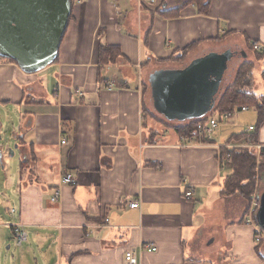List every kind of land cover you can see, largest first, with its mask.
Instances as JSON below:
<instances>
[{"label":"crops","instance_id":"obj_1","mask_svg":"<svg viewBox=\"0 0 264 264\" xmlns=\"http://www.w3.org/2000/svg\"><path fill=\"white\" fill-rule=\"evenodd\" d=\"M164 1L75 0L52 65L28 73L0 56V135L7 125L12 136L0 145L10 157L2 169L16 163L15 149L21 157L18 177L0 189V264H125L126 251L141 247L156 250L138 252L140 264H263L247 202L222 194L230 164L213 143L227 140H182L154 117L144 126L149 75L179 65L172 57L193 42L187 63L212 51L250 54L261 76L253 91L264 100V58L250 49L264 51V0H210L206 13L174 5L166 16ZM10 107L23 117L18 128ZM251 110L248 127L264 147V122ZM67 172L76 185L62 183ZM3 188L18 195L8 217ZM13 224L28 233L21 247Z\"/></svg>","mask_w":264,"mask_h":264},{"label":"water","instance_id":"obj_2","mask_svg":"<svg viewBox=\"0 0 264 264\" xmlns=\"http://www.w3.org/2000/svg\"><path fill=\"white\" fill-rule=\"evenodd\" d=\"M72 7V0H0V56L15 60L28 73L52 65ZM240 52L247 57L246 51ZM238 53L232 49L212 51L183 67L153 71L148 81L155 111L175 123L198 120L212 113L229 63ZM259 198L255 218L264 229V192Z\"/></svg>","mask_w":264,"mask_h":264},{"label":"trees","instance_id":"obj_3","mask_svg":"<svg viewBox=\"0 0 264 264\" xmlns=\"http://www.w3.org/2000/svg\"><path fill=\"white\" fill-rule=\"evenodd\" d=\"M175 1L180 2L178 5L174 6L177 9L182 8L187 4L194 3L198 6L200 13H206L210 5V0ZM74 2L75 0H72V6ZM162 6V10L159 11L165 16L171 14L174 9H176L173 8V6L168 5L167 0L164 1ZM196 44L197 42L189 44L179 53H176L172 57V59L178 62L179 64H184L186 61L187 54L196 46ZM114 47H106L105 49L111 50ZM250 49L251 51L256 53V57L258 59L264 58V51L255 50L253 45L250 47ZM3 58L16 62L15 60L10 58ZM254 69V62L245 61L242 63V65L237 71L234 82L225 88L224 94L216 105L215 113L217 116L221 117L223 113L233 110L235 106H249L250 108H256L257 110V125L260 126V124L264 122V100L263 98L258 97L253 91L255 85ZM148 86L150 88V85L147 84L145 87ZM197 122V120H193L184 123H176L173 125V127L180 136H185L187 138L198 137L196 130ZM257 136V131L251 133L241 131L231 134L227 142L241 141L246 137H250L253 142L257 143ZM226 151L227 149L221 151L222 158L225 156V153H227ZM228 154L230 156V161L228 162L230 164V174L226 178L222 194L228 197L240 195L248 203L254 193L257 191V184L260 180V171L264 170V147H262L260 152L254 151L249 148H234L228 150ZM25 163V160H22L21 166L24 167ZM261 244L263 243H259L258 246Z\"/></svg>","mask_w":264,"mask_h":264},{"label":"built area","instance_id":"obj_4","mask_svg":"<svg viewBox=\"0 0 264 264\" xmlns=\"http://www.w3.org/2000/svg\"><path fill=\"white\" fill-rule=\"evenodd\" d=\"M79 3L85 1V0H76ZM150 3H155L156 0H148ZM254 49L257 51H263V47L259 43H255L253 45ZM250 109L249 106H235L233 110L223 113L221 117L217 116L215 113V110L206 115L205 117L198 119L197 125H196V130L198 137H201L202 142L211 144L210 142L214 141L216 135L221 131V128L225 125H229L232 121L237 118V115L241 112H246ZM255 126L250 125L248 127V132L254 131ZM182 140H188L187 137L181 136ZM66 139L62 140V143H66ZM218 147L220 151L224 149H227V153H225V159L227 161H230V156L228 154V150L234 149V148H249L254 151L260 152L262 149L263 145L255 143L251 140L250 137H246L245 139H242L241 141H232L224 144H217L213 143ZM62 183L65 184H71V185H76V179L75 177L70 174V173H65L64 176L62 177ZM189 188V189H188ZM185 193L186 198L190 199L192 198L193 195V187L189 186ZM60 197V190L59 189H54L53 190V195L51 197L52 201H57ZM253 201H252V206L250 208V213L248 214L247 217V223L254 225L255 227V242L257 244L264 242V229L262 226H260L257 221H256V213L260 207V195H255L253 196ZM130 207L132 208H139V201L135 200L130 203ZM14 210H12L13 212ZM109 220L106 219V222ZM12 230L14 234V240H15V245L17 247H21L26 241L28 237V233L25 229V227L22 224H13L12 225ZM144 249H147L148 251H155L156 247H141L138 252H143ZM136 251V249H130L126 251L125 253V264H140L139 260V253ZM264 264V262H263Z\"/></svg>","mask_w":264,"mask_h":264},{"label":"rangeland","instance_id":"obj_5","mask_svg":"<svg viewBox=\"0 0 264 264\" xmlns=\"http://www.w3.org/2000/svg\"><path fill=\"white\" fill-rule=\"evenodd\" d=\"M168 2H169V5H172V6L178 5L180 3L179 1L176 2L175 0H170ZM235 50H237V49L235 48ZM252 59L253 58H252V56L250 54L246 58L242 57V56H235L232 59V61L229 63L228 70L226 71L225 78H224V81L222 83V89H221V92L219 94L217 103L219 102L220 98L224 94L225 88L228 85H231L234 82L236 74H237V71H238L239 67L242 65V63L245 62V61H252ZM186 63L187 62L185 61L184 64H186ZM184 64H179V65H177L175 67H182ZM254 75H255V81L261 82V76H260L259 69H257V68L254 69ZM11 107L9 109H6V112L8 113L7 116H11V119L14 120L15 125L18 128L21 120H23V117L22 118L19 117L17 115V112H15V110H12L14 108L12 107V109H11ZM147 108H148V114L149 115L146 114V121H145V126H144L145 130L147 128H149L147 124L152 122V120H153L152 117L156 118L155 120H161V121L165 122L166 125H170V127L173 126V124H176L175 122H170L169 123V121H167L163 116L159 115L155 111V109L153 107V104H152L151 93L149 94V102H148ZM255 121H256V116H255V111L254 110H251V111H248V112H241V113H239V116H238V122L239 123H237V126L223 128L221 130V134L220 135L217 134L216 138L218 139V137H219L221 140H223V138H225L224 140L226 141L231 136V134L236 132V130L242 129L244 131L245 128L248 127L249 124H251L252 122H255ZM254 124H256V123H254ZM6 127H7V125H5L4 129L2 130L0 145L5 144V146L8 147V144L10 143V139H12V136H10L11 135V131L6 129ZM233 130H235V132ZM14 146L16 147V145H14ZM14 146H12L11 149H13ZM223 150H224V148H223ZM15 151H16V155L13 156L12 159L15 160L16 163L8 164V167H7L6 170L2 169L3 168V164L2 163H3L5 158H10V157L7 154H4V155H3V153L0 154V180H1L0 189L7 182V179L9 180V178H10L12 180L13 178H17L18 177L17 169H18L19 160H20L21 157H20V154H19L20 153L19 150L15 149ZM220 156H221V154H220ZM221 159H225V157H223V158L221 157ZM226 162H227V160H226ZM3 191H5L7 195H6V197L4 196V198H6V199H5V203H3V205H2V209H3V212L6 214V216L8 217L9 214H8V210L7 209H11L15 205L17 206V204H18V199H17L18 195L11 188L9 190L3 188L2 192ZM263 191H264V170H261L260 171V180H259V182L257 184V191L254 193L253 196L258 195V194L261 195V193ZM253 196H252L251 200L247 203V207H246V209H247L246 210V214L247 215L250 213V208L252 206V201H253V198H254ZM262 243L264 244V242H262ZM11 245H12V243H11ZM7 247H8V245H6L5 248H4L5 253H10V255H11V254H13L14 251H16V248L14 247V245L9 250L7 249ZM263 247L264 246H262V248Z\"/></svg>","mask_w":264,"mask_h":264},{"label":"flooded vegetation","instance_id":"obj_6","mask_svg":"<svg viewBox=\"0 0 264 264\" xmlns=\"http://www.w3.org/2000/svg\"><path fill=\"white\" fill-rule=\"evenodd\" d=\"M236 56H241V52L239 51V53H238V54H236Z\"/></svg>","mask_w":264,"mask_h":264}]
</instances>
